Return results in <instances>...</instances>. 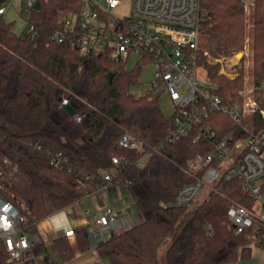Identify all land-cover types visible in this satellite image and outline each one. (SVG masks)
<instances>
[{
  "label": "trees",
  "instance_id": "1",
  "mask_svg": "<svg viewBox=\"0 0 264 264\" xmlns=\"http://www.w3.org/2000/svg\"><path fill=\"white\" fill-rule=\"evenodd\" d=\"M201 7L205 14L201 40L209 43L212 57L242 51L244 3L201 0ZM80 8L81 0H40V9L28 19L39 29L34 39L15 34L0 14V196L18 209L21 231L36 234L41 221L93 195L105 176L112 174V183L127 190L143 222L101 243L100 256L110 264H161V248L188 214L187 208L162 203L171 204L182 187L195 182L188 173L191 159L211 153L218 140L231 132L238 134L239 127L215 112L210 119L216 133L213 142H194L189 137L168 144L172 117L164 114L159 97L153 92L139 97L132 93L140 85L143 64L128 70L126 63L105 54L86 59L68 44L51 40L62 17ZM251 17L255 83L259 84L264 78V0H254ZM207 58L202 55L199 62L212 79L219 68L208 64ZM218 80L220 86L213 92L223 99L243 89L242 77ZM64 100L74 114L62 106ZM254 120L255 129L264 131V118ZM126 133L140 140L143 150L124 148L120 141ZM145 154L146 166L140 169L137 161ZM56 156L62 160L59 168L53 164ZM115 157L121 159L118 166L113 164ZM217 187L219 192L194 208L172 239L164 264L238 263L249 258L252 245L264 248L260 223L240 234L228 226L231 206H254L249 193L236 179L221 181ZM57 247L64 261L74 257L65 239ZM45 252L44 245L35 246V255ZM0 264H14L1 238Z\"/></svg>",
  "mask_w": 264,
  "mask_h": 264
},
{
  "label": "built area",
  "instance_id": "2",
  "mask_svg": "<svg viewBox=\"0 0 264 264\" xmlns=\"http://www.w3.org/2000/svg\"><path fill=\"white\" fill-rule=\"evenodd\" d=\"M0 1L3 4L8 0ZM241 1L247 10L254 6V0ZM22 3V14L27 17V30L23 35L34 39L39 29L29 24L28 19L31 12L37 10L35 6L40 0H22ZM121 5L122 0H81L79 12L62 17L60 29L50 38L68 44L86 59L98 53L116 62L127 64L132 58L136 65L151 66L153 91L166 90L175 107L171 116L173 130L166 138L168 144L189 137H193L194 142H213L216 133L210 124L212 114L220 112L228 116L239 127L238 134L229 133L215 143L211 153L191 159L188 173L195 182L182 187L171 204L162 205L196 208L212 192H219L217 185L221 181L236 179L254 200V206L251 209L231 206L227 212L229 228L240 234L255 223L264 227V131L256 130L254 124L255 116L264 118V78L259 84L227 99L213 92L217 87L210 80L198 78L200 57H212L209 43L203 44L201 40L204 35L200 26L205 19L201 0H135L134 15L118 16L114 11ZM5 13L6 8L2 6L0 14ZM203 83L209 87H204ZM68 104V100L62 102V106ZM120 143L127 149L143 150L142 142L130 133L124 134ZM147 158L145 154L137 161L140 169L146 166ZM4 163L12 167L10 160ZM120 163V158L113 159L114 165ZM53 164L61 167V158L54 157ZM112 176H105L101 188L112 183ZM21 221L16 206L0 196V238L5 241L10 261L14 264H19L22 254L38 242L35 236L34 243H31L27 234L21 231ZM98 224L101 232L99 244L109 241L118 230L111 209L104 211ZM74 233L71 229L65 232V236L71 237Z\"/></svg>",
  "mask_w": 264,
  "mask_h": 264
},
{
  "label": "crops",
  "instance_id": "3",
  "mask_svg": "<svg viewBox=\"0 0 264 264\" xmlns=\"http://www.w3.org/2000/svg\"><path fill=\"white\" fill-rule=\"evenodd\" d=\"M106 209H111L115 215L117 233L143 222L127 190L111 183L83 201L41 221L37 225L36 234H27L31 243H34L35 236L38 242L30 251L22 254L19 264H48L50 261L57 264H110L98 252V239L101 235L98 220ZM71 229L75 231L74 235L66 237L65 232ZM62 239L68 242L74 253L69 261L63 260L57 247V242ZM39 244L45 246L46 252L37 256L34 249ZM228 264H264V248L252 245L247 260Z\"/></svg>",
  "mask_w": 264,
  "mask_h": 264
},
{
  "label": "rangeland",
  "instance_id": "4",
  "mask_svg": "<svg viewBox=\"0 0 264 264\" xmlns=\"http://www.w3.org/2000/svg\"><path fill=\"white\" fill-rule=\"evenodd\" d=\"M134 1L135 0H122V5L114 11L118 16L134 15ZM22 0H8L2 4L6 8L7 12L4 15V19L7 23L12 24L13 32L17 35H23L27 30V17L25 14H22ZM254 6H249L248 10L245 8L246 16V41L245 47L242 51L230 50L229 56L212 58L208 57L207 62L210 65L218 66V71L212 76V79H209L208 71L205 69L204 65L198 63V65L205 71H198V78L205 79L208 76V79L212 84H215V87H219L220 83L218 77L225 76L229 80H236L237 78L242 77L243 80V89L254 86L255 83V71L257 70V63L254 59L253 51V41H252V31H253V22L251 13ZM220 59V60H218ZM136 66L135 60L130 59L126 64L128 70L134 69ZM153 69L151 66H147L142 69L140 74V85L136 87L132 93L139 97L147 94L148 92H153L155 96L159 97V102L164 114L170 118L175 110L174 104L171 100L170 95L164 89L158 91H153L150 80L152 78ZM206 74V75H205ZM203 86L208 88L207 83H203ZM242 89V90H243ZM201 202V201H200ZM194 208L188 209V214L184 218L175 231L173 232L171 238L168 239L166 244L160 250L161 264H164V253L166 248L170 245L171 241L179 233L187 219L191 216ZM258 214H261V211L258 210Z\"/></svg>",
  "mask_w": 264,
  "mask_h": 264
},
{
  "label": "water",
  "instance_id": "5",
  "mask_svg": "<svg viewBox=\"0 0 264 264\" xmlns=\"http://www.w3.org/2000/svg\"><path fill=\"white\" fill-rule=\"evenodd\" d=\"M35 8L38 10L40 9V4H36ZM114 78V75L111 76V81ZM66 110L70 113V114H74L75 110L72 106H66Z\"/></svg>",
  "mask_w": 264,
  "mask_h": 264
},
{
  "label": "bare ground",
  "instance_id": "6",
  "mask_svg": "<svg viewBox=\"0 0 264 264\" xmlns=\"http://www.w3.org/2000/svg\"><path fill=\"white\" fill-rule=\"evenodd\" d=\"M199 70H203V69L198 65V67H197V76H198V71H199ZM203 71H204V70H203ZM204 73H205V71H204ZM205 75H206V74H205ZM206 79H208V76L205 77V80H206ZM208 80H209V79H208Z\"/></svg>",
  "mask_w": 264,
  "mask_h": 264
}]
</instances>
